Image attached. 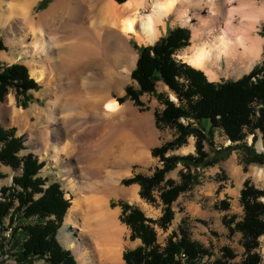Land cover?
I'll return each mask as SVG.
<instances>
[{
  "label": "bare ground",
  "instance_id": "bare-ground-1",
  "mask_svg": "<svg viewBox=\"0 0 264 264\" xmlns=\"http://www.w3.org/2000/svg\"><path fill=\"white\" fill-rule=\"evenodd\" d=\"M37 1L10 0L3 5L5 0H0V26L8 25L14 37L16 33L30 37L32 55L44 58L46 66H34L32 78L59 85L47 110L55 127L45 134L48 145L53 139L51 159L65 156L74 174L70 184L78 192L57 239L61 246L75 248L82 264H126L128 229L118 221L120 209H112L111 201L140 199L138 185L123 190L120 183L133 163L146 160V149L154 146L156 135L131 103L121 105L112 97L131 80L137 61L127 48L125 61L119 64L117 48H126L130 35L139 43L155 42L165 19L173 15L183 25L195 21L192 45L180 59L206 72L211 81L216 75L207 70L220 69L221 63L226 73L244 74L263 53L258 26L264 21V3L130 0L119 5L114 0H59L36 17L32 9ZM75 34L81 37L73 43ZM68 41L72 43L66 50H57ZM46 67L54 72L46 74ZM29 115L15 107L13 95L0 107V117L14 123ZM84 191L88 197L82 196Z\"/></svg>",
  "mask_w": 264,
  "mask_h": 264
},
{
  "label": "trees",
  "instance_id": "trees-1",
  "mask_svg": "<svg viewBox=\"0 0 264 264\" xmlns=\"http://www.w3.org/2000/svg\"><path fill=\"white\" fill-rule=\"evenodd\" d=\"M128 1L116 0L120 4ZM261 34L264 36V27ZM189 35L188 30L177 28L169 31L153 46L137 47L139 58L131 77L139 89L126 88V97L139 104L142 95L155 93L156 84L163 82L178 103L162 94L158 95L165 109L157 116V125L176 131L172 141L152 150L153 157L158 158L162 166L151 177L137 175L124 180L128 185L139 184L140 196L146 202L156 204L158 196L163 205L162 217L153 220L139 208L128 203L121 204V221L130 228L131 240L141 241L140 246L123 255L127 264H235L236 254L230 247H223L220 257L211 262L214 252L190 239L185 221L178 232L168 238L165 247L158 244L156 227L168 231L175 218L173 205L179 197L199 183L203 169L223 159L220 154L211 157L205 151V142L213 136L214 129H221L232 143L233 146L227 149L243 150L245 170L251 164L264 165V154L257 153L246 142L247 136L255 135L256 131H260L264 137V61L238 81L210 82L202 71L174 58L178 51L189 45ZM3 50L5 48L0 41V51ZM11 87L24 94L38 89L39 85L30 79L28 69L22 65L0 67V103ZM122 100L117 99L119 103ZM181 119L189 122L183 124ZM189 136H195L197 140L194 155L168 156L184 146ZM22 143L23 138L16 136L15 129L0 126V162L14 169L23 163L22 174L14 178L13 187L1 189L0 222L10 215L17 201L19 206L15 209L20 218H39L37 223L21 226L26 233L22 255L29 260L35 257L46 259L48 264H78L72 253L65 250L56 238L69 204L59 185L53 184L42 190L44 181L35 177L45 164L33 155L27 156L24 161L19 159L16 153L23 149ZM178 164H183L186 170L181 172L180 182L166 180L167 174ZM39 193L43 194L35 200L34 196ZM263 198L264 190L246 180L240 197L243 219L239 222L235 217L223 220L231 235L242 234L245 255L240 264L261 263L259 247L260 238L264 236ZM217 209L228 211V202L222 201ZM13 215L10 217L11 224Z\"/></svg>",
  "mask_w": 264,
  "mask_h": 264
},
{
  "label": "rangeland",
  "instance_id": "rangeland-1",
  "mask_svg": "<svg viewBox=\"0 0 264 264\" xmlns=\"http://www.w3.org/2000/svg\"><path fill=\"white\" fill-rule=\"evenodd\" d=\"M58 1L59 0H38L32 9L33 15L38 17V15L45 13L53 4ZM114 1L116 2V0ZM148 1L150 2L152 0ZM255 1L259 5L261 3H264V0ZM9 3H11L10 0H5V2H3V5H8ZM116 3L122 5L118 2ZM149 10L150 9H147V11ZM194 23L195 21L193 20L190 24L183 25L181 21L176 20L175 16L170 15L165 19V24L161 28L159 38L153 43H139L135 36H127L126 48L120 46L117 48V54L120 58L119 64L125 61L127 48L130 51L132 50V52L137 55L138 61L139 53L137 47L153 46L160 39L166 37L169 31L175 30L177 28H184L190 33L188 41L189 45L178 51L174 57L177 61L186 63L183 59H180V57L184 55V53L192 45V26L194 27ZM263 27L264 21L260 26H258V35L264 39V36H262L261 34ZM16 34V37L9 34L8 25L0 26V41L5 48V50L0 51L2 56H5V59L0 58V67L12 66L15 64L26 67L29 71L30 79L37 83L39 85V88L36 90L31 89L24 94L20 93L14 87L8 88L4 99L0 103V107L6 104L8 95H13L15 107L21 109L24 112L30 113V115L20 123H14L9 118L0 117V126L5 129H15L16 136L23 138V149L16 153V156L24 161L27 156L33 155L39 160V162L44 163V167L39 171L38 175L35 178L42 179L44 181L42 183L43 185L41 186L42 190L48 189L53 184L59 185L60 190L63 192L64 198L68 202L70 208L72 199L74 198L75 193L78 192V190L73 188L70 184V180L72 179V176H74V174L70 172L69 167L66 166V160L64 159L65 156L60 155L58 159L54 160L53 162L50 156L53 155V152L51 150L53 139L52 141H50L51 144L48 145L49 142L47 140V135L45 134L47 131L49 132L55 127L50 122V119L47 115V110L49 108V101L53 99L55 95L54 93L59 91L57 89L59 85H57L56 83H52V85L38 83L35 79L32 78L31 69L36 65L46 66L44 63L45 60L40 55H32L31 48H28L29 44L32 41L30 40V37L24 38L22 34V37L21 35H18V33ZM76 36L74 37V40H72L73 43L80 41V34H77ZM70 41L66 42L65 44L59 45L57 47V50H66L69 47V43H72ZM63 57L65 58L67 56H60L58 60L61 61ZM263 61L264 46L262 56L257 61L256 65L244 74L226 73L225 68H222L224 66V64L222 63L220 65V69L209 68L207 70L209 72L212 69L213 71L211 72L215 73L216 78H214L213 81H211L209 76L206 75V72H202L206 75L210 82L222 83L226 81H238L245 75L249 74L255 67L262 65ZM135 68L133 69V71L135 70ZM45 70L47 74L50 69L46 67ZM49 72L51 73L54 71L50 70ZM128 87H132L136 90L139 89L137 82L134 81L131 77V80L122 89L120 95L118 93H113L112 97L115 99L122 98L123 100L120 103L121 105L131 103L138 115L145 117V119H148V121H150V124H152L153 126L152 128L154 131V135H156V139L154 141V146L148 148V150L146 149V152L148 153L146 160L133 163L130 166L128 175L124 177L120 183V188L123 190H129L135 185H138V195L140 199L128 198L126 200L119 199L111 201L112 209H120L118 221L122 225H125L128 229V233L125 237L128 245L126 246L124 254L140 246L141 241L131 240L130 228L121 221V204L128 203L131 206L137 207L142 212H144V214L148 218L153 220H158L163 215V205L158 196L156 204H150L141 198V186L139 184L135 183L132 185H128L124 183V180L132 179L137 175L151 177L153 176L155 171L162 166L160 160L153 157L152 150L161 147L167 142L172 141L176 136V131L173 128L164 126L160 128L158 127L156 118L165 109V106L159 100L158 95L162 94L166 97H169L176 104L178 103L174 94L170 92L168 87L163 82H158L156 84L155 93L142 95L139 98V104H137L132 98L126 97V88ZM180 122L183 124H187L189 121L181 119ZM196 141L197 140L195 136H189L184 146L180 147L174 152L169 153L168 156H187L190 154L194 155L196 153ZM246 142L257 153L264 154V137L260 131H256L255 135H248L246 138ZM229 146L233 145L229 141L228 137L224 134V132L219 128L214 129L213 136L209 137L207 139V142H205V151L209 153L211 157L220 154V158L223 159L218 164L203 169L200 172L199 183L179 197L177 202L173 205L175 218L168 231L165 232L159 227H156L157 240L158 244L161 247L166 246L168 238L172 234L177 233L179 230V226L183 221H185V227L188 231L190 239L194 242L199 243L205 248H210L214 252V256L210 259L211 262L220 257L221 249L223 247H230L234 251V253L236 254V259L234 260L235 264H240L242 262L245 255L242 234L236 233L234 235H231L228 228L224 225L223 220L224 218L231 219L232 217H235L236 222H239L243 219L244 210L241 205L240 197L244 183L246 180H250V182L255 187L264 190V165L251 164L247 167V170H245L244 164L242 163V160L244 158L243 150L227 149L230 148ZM22 165L23 163L19 168L14 169L13 167L0 162V201L3 199L1 189L3 187H13L14 178L22 174ZM74 165L76 166L75 162ZM183 171L186 172V170H184L183 164H178L174 170L167 174L166 180L170 179L179 183L181 180V172ZM17 188L21 191L20 187L17 186ZM42 194L43 193H39L35 195L34 199H39ZM81 194L82 196L86 195L85 197L89 196L88 191H84ZM262 200L264 202V198ZM222 201L228 202V211H221L217 209V206ZM18 206L19 204L17 203V201H15L14 208L10 210V215L0 222V264H48L46 259L35 257L33 259L30 258L29 260L22 255L24 251L22 247L23 243L26 241V233L22 231L21 226L27 225L29 223H37L39 221V218L35 216L32 218V220L20 218L17 215V210L15 209ZM68 209L66 211V214L68 213ZM11 215H13L12 224L10 222ZM49 219L50 218H48L47 220ZM64 222L59 226L56 238L59 234L60 229L64 225ZM57 241L59 244L61 243L59 242V239H57ZM62 247L72 253L78 264H82L75 248L66 245H62ZM259 254L261 256L260 264H264V236L260 238ZM205 260L206 259H204V261Z\"/></svg>",
  "mask_w": 264,
  "mask_h": 264
},
{
  "label": "crops",
  "instance_id": "crops-1",
  "mask_svg": "<svg viewBox=\"0 0 264 264\" xmlns=\"http://www.w3.org/2000/svg\"><path fill=\"white\" fill-rule=\"evenodd\" d=\"M1 58H2V59H5V56H2Z\"/></svg>",
  "mask_w": 264,
  "mask_h": 264
}]
</instances>
